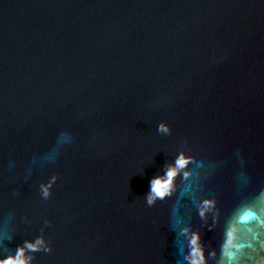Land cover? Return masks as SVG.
I'll return each instance as SVG.
<instances>
[{"label":"water","instance_id":"water-1","mask_svg":"<svg viewBox=\"0 0 264 264\" xmlns=\"http://www.w3.org/2000/svg\"><path fill=\"white\" fill-rule=\"evenodd\" d=\"M245 211L264 221V0H0V262L191 264L198 234L227 264L232 225L264 245Z\"/></svg>","mask_w":264,"mask_h":264},{"label":"clouds","instance_id":"clouds-1","mask_svg":"<svg viewBox=\"0 0 264 264\" xmlns=\"http://www.w3.org/2000/svg\"><path fill=\"white\" fill-rule=\"evenodd\" d=\"M162 130H164L162 128ZM190 162V159L181 155L176 161L175 167L169 168L168 172L164 177L154 178L151 184V193L148 198V202L151 204L154 198L163 199L165 196L171 194L173 182L175 176L177 175L180 169L186 167ZM187 175V174H186ZM208 205V202H205V206ZM203 215V211L201 212ZM253 220H256L257 223L264 225V221L258 219L256 213L252 211H245L239 217V223L247 224ZM238 226L232 225L227 233V239L221 249V258L222 261H226L227 264H240V261L244 258L246 254L249 255L254 252L264 251V245H261L258 249L255 244L248 242L242 243L237 239ZM192 244V256L194 259L191 264H205V256L203 248L199 245V235L194 234L191 240ZM264 261V257L261 258ZM4 264V262H0ZM6 264H13L12 261L6 262Z\"/></svg>","mask_w":264,"mask_h":264}]
</instances>
